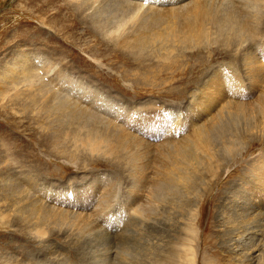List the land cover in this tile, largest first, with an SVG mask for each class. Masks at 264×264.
<instances>
[{
  "label": "rangeland",
  "instance_id": "1",
  "mask_svg": "<svg viewBox=\"0 0 264 264\" xmlns=\"http://www.w3.org/2000/svg\"><path fill=\"white\" fill-rule=\"evenodd\" d=\"M91 13L0 0V264H264V227L246 251L248 222L235 213L255 183L264 200V8L254 39H225L208 21V40L183 42L176 27L175 41L133 51ZM96 128L112 151L81 146ZM174 176L180 185L160 195ZM30 208L48 220H29Z\"/></svg>",
  "mask_w": 264,
  "mask_h": 264
},
{
  "label": "bare ground",
  "instance_id": "2",
  "mask_svg": "<svg viewBox=\"0 0 264 264\" xmlns=\"http://www.w3.org/2000/svg\"><path fill=\"white\" fill-rule=\"evenodd\" d=\"M107 1L108 0H70V3L73 5V7L77 8L78 10H81L82 12L92 11L91 14H94V15H91V17H90L91 21L90 22L95 23V25H97L99 30L101 32L105 33L106 35H108V37L110 36L114 40V42L124 44V46L132 49V51H133V48L139 47V49H141L143 45L151 43L153 40H156V39L163 40V42L165 40L175 41L177 38V32L170 33L169 31L176 30V27H178L179 29L183 28V30L178 31V35H179V37H181V40L183 42H195V43H197V41L199 39L200 40L201 39H207L208 40L209 39V32H210L208 30V28L206 27L208 21H211V25L215 27L216 32H219V34L222 37H224L225 39H228V38L231 39V37L238 36L239 33L242 34L243 32L247 33L251 39H254L255 34H256L255 20L257 19V22H258L257 17L259 15L257 16V14H260V13H258V11L260 9L264 8V0H202L203 3L198 2V0H110V3ZM174 4H177V6L176 7L171 6L172 8L169 7V9L165 8L167 5H174ZM87 19H88V17H87ZM259 22H260V20H259ZM195 24H198L200 29H195L194 28ZM256 24H258V23H256ZM106 35H105V37H107ZM220 39H221V37H220ZM200 43H201V41H200ZM263 46H264V44H263ZM3 66H6V65H3ZM31 66H29L25 69H23V67H22V69H23L22 74H24V75L21 76L22 80H21V78L19 79L25 83L24 84L22 82L24 84V87L26 88V90L30 93L29 95L33 94V90L31 89L33 86V81L30 78H32L33 76H36L31 72V71H34V69H32ZM252 66L255 68L254 64ZM11 67L16 69L18 67V64L17 65L15 64ZM19 67H20V65H19ZM43 68L44 67H42V69ZM257 69H261V68L256 67V74L258 73ZM18 74H20V73H18ZM40 75H41V73H40ZM232 75L233 74L230 75V78L233 79ZM42 76H39V77H41V79H42ZM0 77L3 78L2 76H0ZM10 77L12 78V76H10ZM4 78H5V76H4ZM13 79H14V77H13ZM38 79H40V78H38ZM234 79H236V78H234ZM15 80H17L16 81L17 83L19 82L18 79H14V82H15ZM236 80L233 83L234 86L235 87H241L242 84H240ZM4 82H5L4 84H6L7 80H5ZM35 82H36V80H35ZM56 82L58 83V81H56ZM63 83H65V82H63ZM221 84H223V83H221ZM19 85H17V86H19ZM5 87H7V86H5ZM14 87H15V84H14ZM37 87L38 86H36V88ZM40 88H41V86H40ZM15 89L16 88H14V90ZM38 89H39V87H38ZM17 90H18V93H20L18 87H17ZM25 93H27V92H25ZM25 93H24V95H25ZM16 94L17 93H15V95ZM17 95H19V94H17ZM34 95L36 96L35 92H34ZM21 96L19 95V98ZM34 98L36 99V97H34ZM29 100H31V96H30ZM84 100H85V98H84ZM61 104H60L59 108H62ZM63 108H64V106H63ZM224 108H226V107H224ZM226 110H227V108H226ZM227 112L230 115L232 113H234L231 111H227ZM83 113L85 115H87L86 114L87 112L86 113L83 112ZM257 114L260 118L259 120L262 121L259 123H264V96L262 97V100H260V104H259ZM29 116H30V114H29ZM73 116H75V115H73ZM220 116H218V120L221 118ZM90 117L94 120H97V118H95L96 116L91 115ZM98 119H99V117H98ZM103 121H104V119H103ZM103 121H101V122L103 123ZM98 122L99 121L97 120V123ZM94 126H96V125H94ZM261 128H262V126H261ZM95 131H97V128L94 130L88 131L87 138H83V137L79 138L77 135H75V136H77V140L80 139L79 141L81 142L80 143L81 146L85 147V149L87 148V151H90L92 153H96L98 151H102V149L105 147L110 152V150H111L110 140H108L107 138L101 140L100 137H98L95 134ZM197 131H199L204 136V137H200V136L196 135L197 140H199L200 143L208 144L210 140H208L207 132L204 129V127L201 125ZM196 133H198V132H196ZM78 135H79V133H78ZM123 139H122V141H124ZM102 141L108 142V144L106 143L107 145H105V143H104V145H103ZM122 141H120V142H122ZM125 141H126V138H125ZM197 144L200 146V144L198 142H197ZM119 145H121V148L123 147L122 146L123 143L119 144ZM112 147H113V145H112ZM198 150H199V148H198ZM179 153L182 154L183 156H186V157L189 156L186 153V150H184V153H183V150H181ZM259 171H261V169H259ZM180 178H181V176H180ZM183 179L184 178H182V180ZM182 182H180V183H182ZM177 183H178V181H177V178L175 176L174 177H168L165 179V183H160V184L157 183L155 186V189L160 195H163L167 191L170 192V191L174 190L177 186L176 185ZM256 185H257V183H255L254 185H251V187L248 188L246 191H243L244 193L241 195L242 199L240 200V202H237L238 205H240V206L238 207V210L235 211V213H238L239 217L240 216L242 217V219L240 218L242 221L246 220V222H248L247 226L246 225H245V227L242 226L243 227L242 232H244L243 234L245 236V239L250 240V242L249 243L247 242V244L244 242L245 245L243 247H245V250L248 247H251V250L254 252H256V242L260 241L256 237L261 236L260 233L258 234L259 231H257V230L261 231V229L264 227V211H262V212L258 211L259 209L257 208V207H259L258 206L259 204H260V207L264 204L263 203L264 200L259 198V197L256 198L254 196L255 195L254 191L257 189ZM262 186H264V184H262ZM263 191H264V187H263ZM258 198L260 201L259 200L257 201ZM110 200H111V198L109 196V197H107L105 202L106 201L109 202ZM248 201H249V203H248ZM254 202H256V210H255ZM247 203H248V207H247ZM32 208H33V206H32ZM32 208H30L31 209L30 211H32ZM37 210L34 211V209H33V211L29 214L30 216H28L29 220H33L34 217L40 216L39 213L37 212ZM136 212L142 213L143 212L142 207L138 206L137 209H135V213ZM43 213H42V216H40V218H41L42 222H46L48 220V214L46 212L44 214ZM105 213H106V210H105ZM22 214H23V212H22ZM104 215L108 216V215H110V213H106ZM24 217H25V215L23 216V218ZM119 226H120V224H119ZM238 232H241V230L237 231L236 233H238ZM255 233L257 234L255 237L256 242H254ZM38 234L41 235V233H38ZM241 239H242V237H241ZM249 253H252V252H249ZM187 261L192 263V259L190 258V256H188Z\"/></svg>",
  "mask_w": 264,
  "mask_h": 264
}]
</instances>
